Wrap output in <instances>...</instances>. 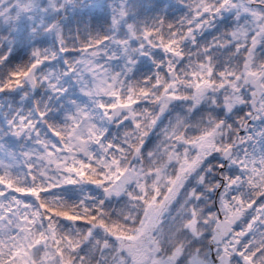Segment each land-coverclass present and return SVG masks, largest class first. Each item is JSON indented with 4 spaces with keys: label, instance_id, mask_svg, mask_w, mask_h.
<instances>
[{
    "label": "clouds",
    "instance_id": "clouds-1",
    "mask_svg": "<svg viewBox=\"0 0 264 264\" xmlns=\"http://www.w3.org/2000/svg\"><path fill=\"white\" fill-rule=\"evenodd\" d=\"M0 264H264V0H0Z\"/></svg>",
    "mask_w": 264,
    "mask_h": 264
}]
</instances>
